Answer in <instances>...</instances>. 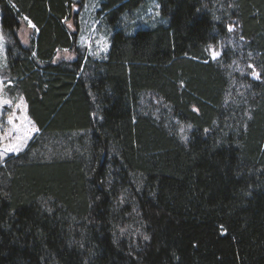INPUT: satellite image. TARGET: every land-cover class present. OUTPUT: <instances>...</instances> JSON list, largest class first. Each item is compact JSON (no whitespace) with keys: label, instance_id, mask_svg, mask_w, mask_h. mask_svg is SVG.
Wrapping results in <instances>:
<instances>
[{"label":"trees","instance_id":"16d2710c","mask_svg":"<svg viewBox=\"0 0 264 264\" xmlns=\"http://www.w3.org/2000/svg\"><path fill=\"white\" fill-rule=\"evenodd\" d=\"M146 1L103 0L85 61L84 0H0L1 133L34 126L0 147V264H264V0H158L129 31Z\"/></svg>","mask_w":264,"mask_h":264},{"label":"rangeland","instance_id":"374dc122","mask_svg":"<svg viewBox=\"0 0 264 264\" xmlns=\"http://www.w3.org/2000/svg\"><path fill=\"white\" fill-rule=\"evenodd\" d=\"M76 2H81V0H75ZM103 0H84V3L80 10L79 15V38L78 47L83 52L84 57L89 60L93 57L100 58L101 56H106L111 46V36L113 31L109 29L106 22L98 19L97 11L101 8V3ZM159 5L158 0H147L144 5L138 7L134 11L130 12L126 16V24L129 31L138 29L139 27L145 26L146 28L151 27L150 24L156 23L159 19ZM2 12L0 9V136L1 143L0 147L4 150L12 147L13 145H23V143L17 142L19 139H27L31 131H33V124L27 121L25 116H19L17 119H12L9 128L5 130L2 134V117L6 106H11L14 100L11 99L10 90L6 87L7 83V40L2 31L1 27ZM149 24V25H148ZM148 25V26H146ZM233 27V24H230ZM234 28V27H233ZM235 29V28H234ZM23 30L27 31L26 28ZM233 30V29H231ZM24 32V31H23ZM22 39L26 41L25 34H22ZM227 45L232 48L233 52L240 51L238 48L241 44L234 43V40L225 41L223 46ZM215 53V55H213ZM222 54V45L219 48L210 47V55L212 59H218ZM84 61V62H85ZM151 98V97H150ZM10 101V103H3V101ZM153 105V104H151ZM160 105L159 102L155 101V106ZM161 106V105H160ZM26 118V119H25ZM190 129L188 125L181 126L180 135L183 140H187L186 132ZM76 134H73L75 138ZM23 140V141H24ZM72 140V139H71ZM55 143L51 139V144ZM63 144L62 140L60 142ZM59 145V144H58ZM20 147V146H19ZM52 147L46 146L45 156L51 157L53 154ZM50 151L52 153H50Z\"/></svg>","mask_w":264,"mask_h":264},{"label":"snow or ice","instance_id":"6c2138e0","mask_svg":"<svg viewBox=\"0 0 264 264\" xmlns=\"http://www.w3.org/2000/svg\"><path fill=\"white\" fill-rule=\"evenodd\" d=\"M25 19H27V18L25 17ZM28 23H29V26H31L33 28L35 27V25H33L30 20L28 21ZM213 55H215V53H213ZM254 75H255V73H254ZM3 103H10V101L5 100V101H3ZM9 123H11V120L9 121ZM19 150H20V148L17 145H13L12 147L6 149V151H19ZM145 239H147V237H145Z\"/></svg>","mask_w":264,"mask_h":264}]
</instances>
